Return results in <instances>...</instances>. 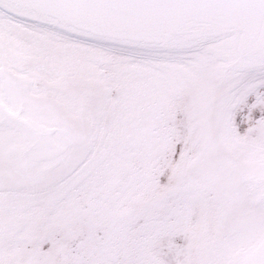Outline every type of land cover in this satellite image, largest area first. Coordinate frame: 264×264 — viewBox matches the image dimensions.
I'll use <instances>...</instances> for the list:
<instances>
[{"label":"snow or ice","instance_id":"snow-or-ice-1","mask_svg":"<svg viewBox=\"0 0 264 264\" xmlns=\"http://www.w3.org/2000/svg\"><path fill=\"white\" fill-rule=\"evenodd\" d=\"M0 264H264V0H0Z\"/></svg>","mask_w":264,"mask_h":264}]
</instances>
